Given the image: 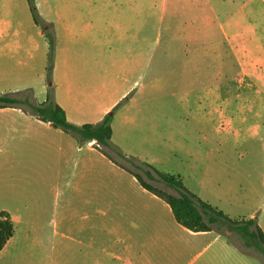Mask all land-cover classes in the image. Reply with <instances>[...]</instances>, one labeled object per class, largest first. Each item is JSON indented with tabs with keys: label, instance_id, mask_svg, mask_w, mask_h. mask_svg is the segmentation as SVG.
Listing matches in <instances>:
<instances>
[{
	"label": "crops",
	"instance_id": "crops-1",
	"mask_svg": "<svg viewBox=\"0 0 264 264\" xmlns=\"http://www.w3.org/2000/svg\"><path fill=\"white\" fill-rule=\"evenodd\" d=\"M35 2L42 18L54 25L52 84L49 41L29 0H0L1 94L37 89L42 103L52 86L56 101L77 125L102 121L125 100L114 114L111 141L119 145L123 135L138 142L120 150L125 156L136 147L142 150L139 156L162 170L173 168L181 147L195 161L205 154L208 164L219 149L210 147L208 102L184 106L183 111L196 114L188 122L180 121L176 105L162 102V96H179L163 92L162 55L181 65L209 61L198 52H182L188 46L199 49L195 30L167 40L163 48L174 50L167 53L161 50L163 27H147L138 8L107 10L96 0H56L53 16ZM182 37L192 41L187 45ZM207 93L218 96L212 110L224 116V89ZM241 114L229 121L240 122ZM0 119V212H9L15 226L0 251V264H264L228 233L193 231L179 223L170 204L122 167L120 154L108 147L111 156L103 152L97 140H82L18 106L0 107Z\"/></svg>",
	"mask_w": 264,
	"mask_h": 264
},
{
	"label": "rangeland",
	"instance_id": "rangeland-1",
	"mask_svg": "<svg viewBox=\"0 0 264 264\" xmlns=\"http://www.w3.org/2000/svg\"><path fill=\"white\" fill-rule=\"evenodd\" d=\"M39 1L54 16L56 0ZM33 3L39 12L35 0ZM96 3L99 9L103 6L107 10L138 8L144 11L145 16L140 17V21L144 20L147 27L161 26L164 29L162 52L174 51L163 48L167 40L177 41L180 34L184 36V31H196L193 38L199 39V49L188 46L182 52H198L201 59L209 61H204L203 65L196 62L181 65L171 56L162 55L163 92H179L178 97L162 96V102L166 99V103L170 101L176 105L180 121L185 122L193 121L196 114L186 113L182 110L184 106L196 108L208 102L210 147L219 145V149L207 164L205 154L204 160L199 156V161H195L191 152L179 147L173 159V168L157 169L178 177L188 189L211 205L224 212L236 213L231 218L249 219L254 214L253 217H258L264 224V0H96ZM170 30L174 32L172 35ZM188 38L182 37L179 41L187 44L192 41ZM212 87L224 89L226 119L212 110L213 103L218 100V96L207 93ZM4 94L30 98L36 103L41 97L38 90L32 88ZM240 110V122L229 121V117L239 114ZM257 123L259 128H256ZM235 130L240 131L237 133ZM118 131L124 133L125 127L120 125ZM180 132L181 129L178 130ZM133 133L136 137L135 129ZM117 141L120 144L113 146L123 152L126 151L124 146H136L138 143L123 135H119ZM110 151L120 154L114 148ZM138 151L142 150L135 147L134 152L129 153L130 157L120 154L121 164L140 172L148 182L177 193L164 181L150 180L144 170L137 167L143 165L148 168L145 163H149L139 156ZM129 183H132L131 179ZM228 234L232 241L250 252L252 258L264 263V257L253 248L245 247L238 234Z\"/></svg>",
	"mask_w": 264,
	"mask_h": 264
},
{
	"label": "trees",
	"instance_id": "trees-1",
	"mask_svg": "<svg viewBox=\"0 0 264 264\" xmlns=\"http://www.w3.org/2000/svg\"><path fill=\"white\" fill-rule=\"evenodd\" d=\"M31 11L35 22L40 25L49 41V55L47 73L50 82L55 66L56 35L54 25L45 22L34 5L33 0H29ZM52 84V82H51ZM125 101V100H124ZM120 102L105 118L97 123H86L77 125L69 121L65 109L56 101L53 87L49 88L46 101L36 103L30 98H19L12 94H0V107L18 106L26 113L51 123L56 128H61L73 133L82 140H97L103 152L108 156L107 147L115 149L124 155L111 143L113 136L112 121L116 110L123 104ZM149 191L157 194L167 201L179 223L193 231L217 230L220 233H236L240 236L243 244L247 248H253L264 257V231L259 225L257 218H237L233 219L221 209L204 201L200 196L188 189L178 177L160 172L149 163L137 167L144 170L146 176L153 181H164L167 186L174 188L177 193H172L164 188L148 182L143 174L120 163ZM15 226L11 215L7 211L0 212V251L4 248L8 240L14 235Z\"/></svg>",
	"mask_w": 264,
	"mask_h": 264
}]
</instances>
